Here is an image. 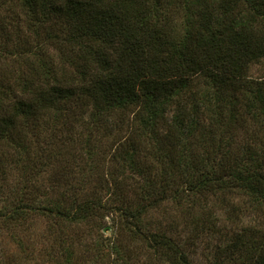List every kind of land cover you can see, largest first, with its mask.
<instances>
[{"label": "trees", "instance_id": "obj_1", "mask_svg": "<svg viewBox=\"0 0 264 264\" xmlns=\"http://www.w3.org/2000/svg\"><path fill=\"white\" fill-rule=\"evenodd\" d=\"M1 235L0 264H264V0H0Z\"/></svg>", "mask_w": 264, "mask_h": 264}, {"label": "rangeland", "instance_id": "obj_2", "mask_svg": "<svg viewBox=\"0 0 264 264\" xmlns=\"http://www.w3.org/2000/svg\"><path fill=\"white\" fill-rule=\"evenodd\" d=\"M157 219L164 221L163 215L157 216ZM106 222H110V218H107ZM163 224H165V223L163 222ZM44 225H45L44 222L38 221L35 225L34 231L31 229L26 231L25 238H24V239H26L25 240L26 244H33L34 245V242H35L34 240L39 241V244L41 243V241L39 239H37L39 236H35V235H39V233L41 232V231H39V229L43 228ZM15 244H17V243L12 242L11 239L9 240V238H7L6 236H3V235L0 236V246H2V248H4L6 251H9L10 253H17L18 249L15 246ZM35 244H36V246L39 245L38 243H35ZM196 258H197L198 262H202L201 260H203V256L201 255V252H200V255L196 256Z\"/></svg>", "mask_w": 264, "mask_h": 264}]
</instances>
